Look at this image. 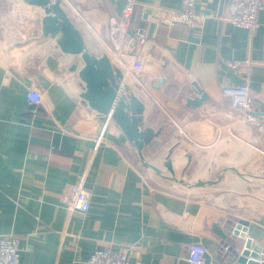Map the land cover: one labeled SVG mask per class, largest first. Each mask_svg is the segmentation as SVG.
Segmentation results:
<instances>
[{
    "label": "crops",
    "instance_id": "obj_1",
    "mask_svg": "<svg viewBox=\"0 0 264 264\" xmlns=\"http://www.w3.org/2000/svg\"><path fill=\"white\" fill-rule=\"evenodd\" d=\"M61 1L90 54L112 60L109 19L126 0ZM136 1L150 15L141 22L150 45L123 62L137 61L141 85L130 75L124 85L145 106L141 129L161 130L144 160L82 99L85 84L72 70L82 61L44 36V10L0 0V237L20 239V264H85L107 249L126 250L131 264H189L192 244L205 247L204 264H242L245 240L233 239L238 253L226 246L241 224L264 262V135L236 120L222 95L247 83L264 116V11L251 31L227 20L230 0H196L209 19L170 27L181 0ZM232 61L249 64L232 70ZM199 89L206 101L188 106ZM30 90L42 95L34 117ZM168 163L175 177L194 164L193 177L206 180L198 196L155 187L157 176L171 179L160 172ZM83 176L90 209L69 212L62 196Z\"/></svg>",
    "mask_w": 264,
    "mask_h": 264
},
{
    "label": "built area",
    "instance_id": "obj_2",
    "mask_svg": "<svg viewBox=\"0 0 264 264\" xmlns=\"http://www.w3.org/2000/svg\"><path fill=\"white\" fill-rule=\"evenodd\" d=\"M195 1L181 0L178 20H167L166 24L170 27L203 25L209 16L205 12L197 10ZM228 11L227 20L231 24L238 28L255 31L259 27V14L264 11V0H230ZM143 20H150V15L145 6L137 3L136 0H126L120 16L109 19V36L106 46L107 50L114 55L111 60L112 64L118 69H120L119 65L124 68L121 72L123 76L126 75L125 72L127 71L126 66L123 67V62L131 54L132 49L140 58L141 54L149 48L150 42L141 26ZM248 64V61H232L228 62V67L237 70L239 67ZM222 95L231 100V107L236 120L244 125L253 126L260 136L264 135V116L255 111V100L247 83L239 86L227 85L222 89ZM26 99L30 113L33 117L36 116L38 108L42 104L41 93L37 90H30ZM110 121L111 116L106 118L105 129ZM100 140L101 136L98 141ZM84 183L85 177L83 176L78 184L71 186L62 196L63 203L69 212L77 211L86 214L89 211L91 195L85 189ZM205 254L206 250L203 245L192 244L189 247V264H204ZM0 264H20L19 238L15 236L0 237ZM85 264L131 263L126 250L107 249L95 251Z\"/></svg>",
    "mask_w": 264,
    "mask_h": 264
},
{
    "label": "water",
    "instance_id": "obj_3",
    "mask_svg": "<svg viewBox=\"0 0 264 264\" xmlns=\"http://www.w3.org/2000/svg\"><path fill=\"white\" fill-rule=\"evenodd\" d=\"M24 1L44 10L45 15L41 20L44 36L55 39L62 52L80 57L82 66L79 68V65L75 64L72 70H78V76L85 84L84 92L81 94L82 99L100 116L104 118L111 116V120L135 145L139 157L144 160V148L160 135L161 130L150 127L141 129L145 106L137 97L127 94V87L121 89L119 84L123 79L121 71L112 64L107 55L98 58L90 54L84 39L62 7L61 0ZM199 93L201 95L199 98L188 100V106L200 107L206 101L207 95L200 89ZM167 168L173 173L171 163L167 164ZM199 185L204 183L201 182ZM234 238L245 240L242 251L237 255L240 263L264 264L258 260V253L252 250V241L247 239L246 227L241 224L235 226L231 240L226 244L227 249L230 248L231 251L238 253L234 247Z\"/></svg>",
    "mask_w": 264,
    "mask_h": 264
},
{
    "label": "rangeland",
    "instance_id": "obj_4",
    "mask_svg": "<svg viewBox=\"0 0 264 264\" xmlns=\"http://www.w3.org/2000/svg\"><path fill=\"white\" fill-rule=\"evenodd\" d=\"M133 68H135V63H132V66L127 65V67H126L127 71L125 72V74L127 76L130 75V78L132 76H134ZM126 75H124V76H126ZM134 78H135V76H134ZM135 82L137 84L141 85L140 79L137 78L135 80ZM119 84L121 85V83H119ZM105 121H106V118H105ZM192 167L194 168V164L192 165ZM192 167L190 165V169L188 168L190 171L185 170L184 172H182L183 174H177L178 176L176 175V177H175V176H170V173H169V170L167 169V167L162 166V170L160 172L163 174L166 172L167 176L171 177V179H169V178L165 179V178H162L160 176H157L158 178H160L159 181L157 180L159 185L157 183H153V184L155 185L156 188L167 191L169 193L175 192V194H176V192H183V194L189 195L190 197L198 196V190H199L198 188L201 186L197 185V183L199 181L205 182L206 180H197L196 178H194L193 173L191 171ZM173 177H175V178H173ZM262 182H263V180H262ZM260 184H264V183H260ZM206 185L207 184H205V186Z\"/></svg>",
    "mask_w": 264,
    "mask_h": 264
},
{
    "label": "bare ground",
    "instance_id": "obj_5",
    "mask_svg": "<svg viewBox=\"0 0 264 264\" xmlns=\"http://www.w3.org/2000/svg\"><path fill=\"white\" fill-rule=\"evenodd\" d=\"M123 82L124 84H126L125 79H123V81L121 82V85H120L121 89H124L126 87V85H124Z\"/></svg>",
    "mask_w": 264,
    "mask_h": 264
}]
</instances>
